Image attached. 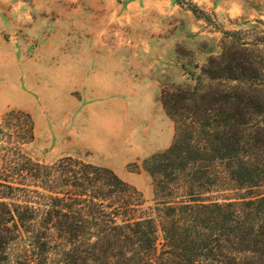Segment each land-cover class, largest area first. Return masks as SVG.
<instances>
[{"label": "rangeland", "instance_id": "1", "mask_svg": "<svg viewBox=\"0 0 264 264\" xmlns=\"http://www.w3.org/2000/svg\"><path fill=\"white\" fill-rule=\"evenodd\" d=\"M236 62L251 66L244 87L262 98L264 0H0V125L11 109L30 112L37 130L25 152L46 164L72 156L110 167L153 206L142 164L175 137L162 95L192 91L199 77L200 95L238 85L205 76ZM85 82L113 96L107 111L73 108ZM250 121L263 127L264 114L253 111ZM212 168L210 198L241 196L224 165ZM19 255L0 250V264Z\"/></svg>", "mask_w": 264, "mask_h": 264}, {"label": "trees", "instance_id": "2", "mask_svg": "<svg viewBox=\"0 0 264 264\" xmlns=\"http://www.w3.org/2000/svg\"><path fill=\"white\" fill-rule=\"evenodd\" d=\"M196 13L197 7H192ZM225 89L167 92L175 123L163 152L143 161L154 205L110 167L67 156L52 164L24 147L36 138L33 115L11 109L0 125V250L17 249V264H264V95L245 89L251 66L210 68ZM199 99V100H198ZM224 165L242 191L210 198ZM53 258V259H51Z\"/></svg>", "mask_w": 264, "mask_h": 264}, {"label": "crops", "instance_id": "3", "mask_svg": "<svg viewBox=\"0 0 264 264\" xmlns=\"http://www.w3.org/2000/svg\"><path fill=\"white\" fill-rule=\"evenodd\" d=\"M76 72V69L73 70V73ZM91 73H95L96 70H90ZM90 73V75H91ZM86 77H88V73L85 72L84 74ZM94 84H91V83H88V82H85L82 89H83V92H84V99L83 100H80L76 102V99H72L71 100V103L73 104V108H80V107H86L88 105L94 107V108H97L100 110H103V111H107L109 106H111L112 104V100H108L109 96H112V95H108L107 92H102L101 90H99L97 87H95V89L92 90ZM81 89V87H79ZM91 89V90H90ZM113 97V96H112ZM115 97V96H114ZM76 98V97H75ZM121 111V110H120ZM98 117V116H96ZM75 118H78L75 117ZM116 121L117 122H121L122 123V114L119 113V117H117L116 115ZM110 144V143H109ZM116 145V143L114 141H112V143L109 145V146H114Z\"/></svg>", "mask_w": 264, "mask_h": 264}]
</instances>
